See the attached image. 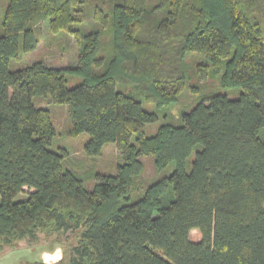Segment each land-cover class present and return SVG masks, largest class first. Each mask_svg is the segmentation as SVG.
<instances>
[{
  "label": "trees",
  "instance_id": "16d2710c",
  "mask_svg": "<svg viewBox=\"0 0 264 264\" xmlns=\"http://www.w3.org/2000/svg\"><path fill=\"white\" fill-rule=\"evenodd\" d=\"M40 23L51 55L63 53L61 39L74 42L75 65L10 71V60L38 47ZM66 74L80 83L69 88ZM190 81L197 99L172 124L169 109ZM35 96L67 106L71 133L89 136L88 156L113 143L123 160L116 173L86 189L63 169ZM159 115L164 122L146 134ZM145 159L149 178L173 170L121 204L147 178ZM19 193L26 199L14 201ZM66 232L74 237L58 264H264V0L9 1L0 30V254L39 235L60 243Z\"/></svg>",
  "mask_w": 264,
  "mask_h": 264
},
{
  "label": "rangeland",
  "instance_id": "374dc122",
  "mask_svg": "<svg viewBox=\"0 0 264 264\" xmlns=\"http://www.w3.org/2000/svg\"><path fill=\"white\" fill-rule=\"evenodd\" d=\"M10 0H0V30L2 15ZM40 43L38 47L29 53H22L19 60L12 59L9 62V70L15 71L23 68L35 61H42L49 67H67L75 65L77 56L74 42H68L65 39L60 40L63 48V53L59 54L55 51L56 56L51 55L45 50V43L50 40V35L45 23H40L37 28ZM72 45V46H71ZM55 49V48H54ZM53 49V50H54ZM67 86L74 87L80 83V79L72 74H66ZM194 83L190 81L186 84V88L179 95L177 102L169 109V122L179 124V116L182 112L188 111L193 105L197 96L191 94L188 86ZM32 102L37 108H44L49 111L51 123L55 129V135L50 150L62 155V167L65 170L75 172L83 179V186L86 189H92L97 183V176L115 174L117 167L123 163L122 157L115 148L113 143H106L102 146L100 154L95 157H90L85 153L84 146L87 143L89 136L87 133L74 135L71 133L72 123L68 115L67 106L63 104H55L51 102L49 96H35ZM146 111H153L154 107L150 104H143ZM164 122L163 116L159 115L158 120L150 125H145L144 131L146 134H153L157 127ZM134 144V139H132ZM145 164H149L150 160H143ZM150 165V164H149ZM149 165L147 170H149ZM173 170V165H168L163 171L149 178L150 170L147 172V178L142 182L139 190L133 192L127 200H122L121 204L132 203L140 198L144 190L156 180L168 176ZM27 197L26 193H19L14 201H23ZM74 235L66 232L62 235L60 243L54 242L51 238L39 235L38 239L28 241L22 240L18 243V247L7 249L0 254V264H23L32 260H42L46 264H58L62 257V247L73 239ZM190 240L198 242L200 234L193 230L190 233Z\"/></svg>",
  "mask_w": 264,
  "mask_h": 264
}]
</instances>
